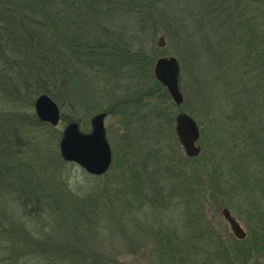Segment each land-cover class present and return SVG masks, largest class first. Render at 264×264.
<instances>
[{"label":"trees","instance_id":"obj_1","mask_svg":"<svg viewBox=\"0 0 264 264\" xmlns=\"http://www.w3.org/2000/svg\"><path fill=\"white\" fill-rule=\"evenodd\" d=\"M114 1L119 2L0 0V71L4 73L10 70L20 75L29 102H33L37 95L44 94L60 99L61 91L75 98L81 89L76 72L72 70L75 64L103 78H114L118 74L127 82L125 99L107 109V114L115 113L124 105L133 107L137 112L147 100L152 99L153 91L149 89L151 84L162 90L158 94L166 97L165 102L173 101L167 88L154 76L158 55L149 53L144 46L134 49L114 37L103 24L101 18L104 9L115 4ZM160 1L120 0V5L129 14L141 15L140 18L145 19L155 13ZM200 3L205 5V0H200ZM194 10H182L176 17L180 23L179 31L175 29V32L169 34L172 43L179 39L181 51L178 46L174 49V44H171L172 48L183 65L188 59L195 64L203 61L207 70L201 73L202 76L206 78L211 74L217 84L222 79L225 81V75L232 74L233 78L230 79L236 80L239 77L241 83H249L254 95L259 98L257 103L252 104L254 108L249 104L252 110L255 109V114L241 116L234 110L228 116V135L236 143L231 149L235 154L233 161L224 158V155L219 158L211 150L209 158L205 156V161L208 164L206 172L210 173L212 181L203 186L198 184L197 176L189 173L188 161L193 159L184 155L172 119L161 117L163 122L154 120L151 128L148 127L150 123H147V129L146 122H143L145 130L140 132L139 137L135 140L129 137L113 150L111 170H117L120 177L115 175L108 179L111 183L113 178L119 177V184L110 186V196L114 194L113 198L119 203V196H124V201H121L130 205H134L133 202H146L163 214L182 210L186 218L182 227L184 234L176 223V226L162 224L156 231L160 240H163V247L159 248L161 256L175 264H192V260H200V264H236L241 261V255L248 256L249 264H264V126L259 127L255 123L256 120L264 119V0H214L197 8L198 12ZM208 17L210 22L206 23ZM192 20L194 24L191 26H200L196 29L198 33H189L184 24ZM141 25L142 29L147 28L146 22ZM226 26L229 27L224 29ZM214 36L223 38L220 46L224 49L227 47L228 55L219 52L216 59L211 58L212 49L206 42L207 38ZM165 53L162 50V55ZM219 57L226 62L222 63L221 60L219 63ZM227 61L230 71L224 75ZM215 63L222 69L217 75L211 69L215 68ZM209 84L206 81V88H209ZM174 104L178 111L193 115L188 98L180 107ZM62 120L66 124L72 123L66 115H63ZM5 133L0 134V152L3 155L0 159V183L17 191L15 199L24 207L25 214L31 216L27 218H32L31 214L44 215L43 208L48 205L51 211L48 215L61 220L59 230L79 233L78 246L83 247L81 243H86V237L82 234V228L83 231L93 229L100 218L97 217L95 200L66 196L62 201L47 196L44 190L37 194L38 188L44 187L34 181L36 178L31 179L30 174L33 175L35 169L19 159L16 149L12 153L13 147L5 143L9 139L2 141L7 138ZM201 134L202 143L209 142L204 129ZM147 139H154L157 145L148 148L147 143H144ZM222 159L228 166L226 170ZM204 186L210 190L206 200L208 203L217 204L222 190L227 200L225 205L233 209L237 218L247 227L246 239L227 241L206 217L205 200L201 199ZM31 231L24 232L22 243H29L24 237L28 235L30 239H35L36 244L41 245L42 239L38 240L37 235L35 238L31 236ZM9 232H12L11 228L9 230L4 227L0 235L12 238ZM233 245H242V254L236 255ZM85 248L88 247L78 251L76 245L72 244L66 251L73 257H79L81 264H113L104 262L95 249ZM21 262L28 264V259L22 256Z\"/></svg>","mask_w":264,"mask_h":264},{"label":"rangeland","instance_id":"obj_2","mask_svg":"<svg viewBox=\"0 0 264 264\" xmlns=\"http://www.w3.org/2000/svg\"><path fill=\"white\" fill-rule=\"evenodd\" d=\"M118 1V3L114 1L115 4L107 6L101 18L103 24L108 27V31L114 37L121 39L134 49L138 46H144L149 53H156L158 55L157 59L176 57L180 62L184 102L187 98L189 99V108L193 111L192 116L198 122L201 133L204 129L206 140H209V142L204 141L202 143L203 136L201 137L199 141L201 156L195 157H199L197 161L195 158L188 157L182 148L184 155L193 159V161H188L189 173L195 177L197 176L198 184L203 186L212 181L210 173L207 174L206 172L208 164L205 161V156L209 158L211 150H214L219 158L224 155V158L228 157L233 161L234 152L231 149H233L232 146L235 142L230 139L231 135H228V116L232 115L234 110L241 116L243 114L254 115L255 109L252 110V104L259 101L249 83H241L239 77L235 78L236 80L230 79L233 78V74L231 76L225 75L230 71L228 61L224 67L226 79L225 81L222 79L217 84V80H214L215 78L211 74L206 78L202 76L201 73L207 70V66L203 61L195 64L193 60L188 59V62L183 65L174 50L178 46L179 51H181L179 39H175L172 43L169 34L175 32V29L179 31L180 23L176 20L178 14L182 10L189 12L195 9L194 11L198 12L197 8L200 9L206 3H212L214 0H205V5H202L200 0H161L155 13L152 16L145 17V19L140 18L141 15L129 14L121 8L120 0ZM144 22H146L147 28L142 29L141 24ZM209 22L210 19L206 20V23ZM184 24L188 27L189 33H198L196 29L200 26H191L194 24V20L192 22L186 21ZM228 27L226 26L224 29ZM161 38H164V47L159 46ZM222 40L223 38H215V36L211 39L207 38L206 45L212 49V59H216L219 52L228 55L227 47L224 49L220 46ZM171 44H174V49ZM162 50L166 51L164 55H162ZM217 60L219 63H221V60L222 63L226 62L224 58L220 59V57ZM214 65L215 68L211 69H213V74L217 75L222 69L216 63ZM74 66L72 70L76 72L77 81L81 87L78 95L72 98L66 92L61 91L60 99H53L50 96L60 108L61 120L57 126L41 123L37 118L35 103L41 95H37L33 102L27 101L23 83L20 82V75L15 71L7 70L4 73L0 71V134L6 131L4 136L7 138L2 141L9 139L5 143H9L13 147L12 153L16 149L18 157H22H19V159L26 161V165L33 166L35 169L34 174H30L31 179L36 178L34 181L44 187L43 189L42 187L38 188L37 194L44 190L43 193L47 196L51 195L53 198H59L62 201L66 196H81L83 199H93L98 212L97 217H100L98 224L96 223L97 226L91 230L83 231L82 228L86 243H81L83 247L78 246L79 233L59 230L61 220L58 217L53 218V216L48 215V213H51L48 205L43 208L44 215L31 214L33 217L27 218L31 216L25 214L24 207H21L18 204L19 201L15 199L17 191L0 183V232L4 227L12 230L11 233L9 232L12 238L8 235H0V264H22V256L28 259V264H81L79 263V257H73L66 251L67 247L72 244L76 245L78 251L84 247H88L85 249L89 250L93 248L104 262L109 261L113 264H175L167 257L161 256L162 253H160L159 248L163 247L161 244L163 240H160L156 231L159 230L162 224L169 226L178 224V228L182 232V227L186 223L182 210L163 214L155 211L146 202L144 204L139 202H133L134 205L126 204V201H121L124 196H119V203L116 198H113L114 194L110 196V186L119 184L120 176L117 170L110 169L103 176H93L77 164L67 162L62 158L59 149L60 142L62 133L68 125V123L63 122V115L70 118L72 123H78L81 129L85 130L83 132L89 133L92 130V118L99 113L107 112V109L120 103L121 99L124 100V96L127 94V82L125 79L118 77V74L114 78H103L96 73L88 72L87 69L79 67L77 64ZM231 73L233 72L231 71ZM206 81L210 83L209 88L205 86ZM149 89L153 91L152 99L147 100L146 104L137 112L133 107L124 105L122 109H118L115 113L107 114L104 124L112 152L123 140H128L129 137L131 140H135L139 137L140 132L145 130L143 122H146L147 129V123H150L148 127L151 128L154 126V120L157 122L162 121L161 117L163 119L169 117L174 123L176 132V118L183 112L178 111L173 102L174 100L164 101L166 97H161L158 94L162 92L158 86L151 84ZM109 92L111 93L108 94ZM250 103L252 106H249ZM94 110L96 112H93ZM255 123L259 127H263L264 119L261 121L256 120ZM144 143H147L148 148L157 145L154 139H147ZM235 153L237 154V151ZM2 158L3 155L0 152V159ZM222 160L225 165L223 167L226 170L228 166L224 159ZM12 161L17 167V163L13 158ZM202 167L203 169H201ZM115 175L119 177L117 179L113 178L110 183L108 179ZM209 195L210 190L208 187H202V197H200L205 200L206 217L227 241H236L237 239L233 235L229 224L222 215V210L229 208L225 205L227 200L222 190L219 193L220 198L217 204L206 202ZM63 208L62 204V212ZM229 209L247 231V227L237 218V213L233 209ZM163 217L168 218L164 219ZM28 230H32L31 236L34 238L37 235L38 240L42 239L41 245L36 244L35 239H30L28 235L24 237L29 243L25 245L22 243L21 236ZM232 248L235 249L234 253L236 255L242 254L244 250L242 245H233ZM240 259L241 261L236 264H249L250 262L248 256L241 255ZM192 264H200V260H192Z\"/></svg>","mask_w":264,"mask_h":264},{"label":"water","instance_id":"obj_3","mask_svg":"<svg viewBox=\"0 0 264 264\" xmlns=\"http://www.w3.org/2000/svg\"><path fill=\"white\" fill-rule=\"evenodd\" d=\"M160 47L165 46L164 38L160 39ZM155 78L168 90L177 106L184 103V95L181 88V65L176 57H161L157 59L154 67ZM37 118L51 126L60 123V108L48 95H41L35 103ZM107 113H99L92 118V130L85 133L78 123L68 124L60 142L62 158L75 163L93 176L105 175L112 166L113 152L107 139L104 121ZM176 135L186 155L195 158L200 155L199 141L202 137L201 128L193 116L181 113L176 118ZM224 219L238 240L247 237V231L235 218L229 208L222 210Z\"/></svg>","mask_w":264,"mask_h":264}]
</instances>
